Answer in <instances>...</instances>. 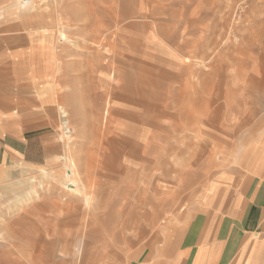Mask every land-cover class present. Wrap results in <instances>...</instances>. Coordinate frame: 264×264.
Here are the masks:
<instances>
[{
    "label": "rangeland",
    "instance_id": "1",
    "mask_svg": "<svg viewBox=\"0 0 264 264\" xmlns=\"http://www.w3.org/2000/svg\"><path fill=\"white\" fill-rule=\"evenodd\" d=\"M90 1L0 0V264H32L31 252L55 243L82 248L71 264H140L178 244L195 216L224 213L263 169L264 0H143L151 19L141 0ZM100 16L118 25L115 46L93 38ZM154 38L184 61L154 60L163 55ZM44 52L50 65L35 69ZM163 68L174 76L151 87ZM144 86L163 99L146 126L126 100ZM17 98V109L1 101ZM99 157L110 176L91 180L87 160Z\"/></svg>",
    "mask_w": 264,
    "mask_h": 264
},
{
    "label": "crops",
    "instance_id": "2",
    "mask_svg": "<svg viewBox=\"0 0 264 264\" xmlns=\"http://www.w3.org/2000/svg\"><path fill=\"white\" fill-rule=\"evenodd\" d=\"M256 160L261 173L246 178L229 209L195 216L178 244L140 264H264V163Z\"/></svg>",
    "mask_w": 264,
    "mask_h": 264
},
{
    "label": "bare ground",
    "instance_id": "3",
    "mask_svg": "<svg viewBox=\"0 0 264 264\" xmlns=\"http://www.w3.org/2000/svg\"><path fill=\"white\" fill-rule=\"evenodd\" d=\"M85 1V0H84ZM149 1V0H148ZM151 1H153V0H151ZM155 1V0H154ZM233 1V0H232ZM240 1H242V0H239V1H234V2H239L240 3ZM140 2V1H139ZM161 2H163V1H161ZM160 2V3H161ZM171 2H172V0H171ZM220 2V1H219ZM92 3V0L90 1V4ZM159 3V4H160ZM175 3V2H174ZM236 3V4H237ZM143 4H145L144 2H143V0H141V2H140V7L143 9V8H146V10L144 9L143 10V12H139L140 14H141V16L144 18H148L149 16H151L152 17V14L150 15V12H149V9L147 8V7H149V6H142ZM152 4V3H151ZM153 4H157V3H153ZM235 4V5H236ZM139 5V4H138ZM238 5V4H237ZM97 6H99V5H97ZM96 6V7H97ZM163 6H164V4H163ZM176 6V5H175ZM181 6V5H180ZM88 7H89V4H88ZM91 7H92V4H91ZM167 6H165V8H166ZM140 8V9H141ZM150 8H153V6L151 7V5H150ZM175 8V7H174ZM231 8H233V7H231ZM89 9H90V7H89ZM139 9V10H140ZM167 9V8H166ZM165 9V11L167 12V10ZM169 9V8H168ZM173 9V8H172ZM159 10H160V7H159ZM176 10H178L177 8L175 9V12L173 13L174 15L176 14V12H178V11H176ZM17 11V10H16ZM19 12H21L20 10H18ZM90 11H92V8L90 9ZM117 11V10H116ZM142 11V10H141ZM161 11H162V13H161ZM160 11V13L161 14H166V12L162 9ZM164 11V12H163ZM171 11H173V10H171ZM96 12H97V9H96ZM101 11H99V13H100ZM105 12V11H104ZM147 12H149V13H147ZM90 13V12H89ZM134 13H136V12H134ZM96 14H98V13H96ZM95 14V15H96ZM101 14V13H100ZM99 14V15H100ZM154 14V13H153ZM159 14V13H158ZM182 14H184V13H182ZM94 15V16H95ZM102 15V14H101ZM177 15V14H176ZM185 15V14H184ZM227 15V14H226ZM228 15H230V14H228ZM158 16V15H157ZM161 16V15H160ZM168 16H170V14L168 15ZM83 17V16H82ZM81 17V18H82ZM135 17V16H134ZM138 17V16H137ZM140 17V16H139ZM138 17V18H139ZM151 17H149V19H151ZM89 18V17H88ZM87 18V19H88ZM115 18V17H114ZM175 18H177V16L175 17ZM226 18V17H225ZM83 19V18H82ZM92 19V18H91ZM90 19V20H91ZM94 19H96V18H93V20L92 21H95ZM98 19V20H97ZM96 19V21H97V25H96V27H94L93 28V26H92V28L93 29H91V30H93V38L94 39H97L98 41H97V43H99V45H101V46H103V44H110V45H112V46H115V30H112V25L110 26L109 24H111L110 23V21H108V20H106V19H104V18H102V16H100V17H98ZM170 19H172V18H170ZM170 19H168V20H170ZM32 20V19H31ZM79 20H80V18H79ZM90 20H88L89 22H90ZM181 20V19H180ZM184 20V19H183ZM34 21H39V20H37V19H34L33 20V22ZM41 21V23H43V21L42 20H40ZM78 21V20H77ZM115 21V20H114ZM113 21V22H114ZM186 21V20H185ZM184 21V22H185ZM23 22V21H22ZM76 22V21H75ZM79 22V21H78ZM82 22V21H81ZM86 22V21H85ZM89 22H88V24H89ZM180 22V21H179ZM178 22V23H179ZM225 22V21H224ZM92 23V22H91ZM90 23V24H91ZM94 23V22H93ZM115 23V22H114ZM116 23H117V20H116ZM144 23V22H143ZM178 23H176V25L178 24ZM159 24H162V23H158L157 25V28L159 27ZM165 24V23H164ZM167 24H169V23H167ZM187 24V23H186ZM19 25V24H18ZM78 25V24H77ZM117 25V24H116ZM116 25H113V26H116ZM163 25V24H162ZM82 27H83V29H82V31L84 32L85 30H87L86 29V27L87 26H85V25H81ZM118 26V25H117ZM153 26V25H152ZM185 27H182V29H185V28H187L186 27V25H184ZM212 26H213V24H212ZM80 27V26H79ZM81 27V28H82ZM89 27V26H88ZM161 27V26H160ZM179 28V27H178ZM80 29V28H79ZM188 29V28H187ZM162 30V29H161ZM179 30V29H178ZM191 30V29H190ZM90 31V30H89ZM88 31V32H89ZM175 31V30H174ZM179 31H183V30H179ZM161 32V31H160ZM183 32H185V31H183ZM190 32V31H189ZM86 33V32H85ZM155 33V32H154ZM158 33V32H157ZM172 33H174V32H172ZM180 33V36H181V32H179ZM188 33V32H187ZM117 34V33H116ZM178 34V33H177ZM182 34H184V33H182ZM173 35V34H172ZM172 35H170V37L169 38H171L172 39ZM80 36V35H79ZM179 36V37H180ZM229 36V35H228ZM90 37V36H89ZM184 37V36H183ZM161 38V37H160ZM173 38H175V34H174V37ZM181 38V37H180ZM202 38V37H201ZM85 39V38H84ZM185 39V38H184ZM203 39V38H202ZM204 39H205V37H204ZM139 40V39H138ZM201 40V39H200ZM114 41V42H113ZM173 41V40H172ZM178 41H179V38H178ZM181 41V40H180ZM182 41H184L183 40V38H182ZM153 42L155 43V44H157V43H160V40L158 39V38H154V40H153ZM171 44H174V47H175V43L174 42H171V40L169 41ZM175 42H177V41H175ZM186 42H187V39H186ZM201 42V41H200ZM239 42V41H238ZM92 43V42H91ZM153 43V44H154ZM178 43V42H177ZM180 43V42H179ZM209 43V42H208ZM237 44V43H236ZM188 45H190V44H188ZM188 45L186 46V47H188ZM227 45V44H226ZM160 46H161V48L163 49V55H162V58L160 57V56H158V55H154L153 56V59L154 60H158V59H160V60H163L166 64H167V67H171V63H172V60H175V61H178V62H183L184 61V59H178L177 58V56L169 49V48H167L166 46H162L161 45V43H160ZM183 46H184V44H183ZM183 46H181V47H183ZM191 46V45H190ZM203 46H204V44H203ZM176 47L178 48H176V49H174V50H182L181 48H180V46L179 45H176ZM185 46H184V48H186ZM197 47V46H196ZM139 48V47H138ZM183 48V49H184ZM190 48H192L193 49V47H190ZM201 48V47H200ZM203 48V47H202ZM201 48V49H202ZM213 48V47H212ZM188 49V48H187ZM195 49V48H194ZM193 49V50H194ZM199 49V48H198ZM186 50V49H185ZM191 50V49H190ZM192 50V51H193ZM213 50H214V48H213ZM251 50V49H250ZM183 51V50H182ZM189 51V50H188ZM187 51V52H188ZM200 51V50H199ZM198 51V52H199ZM205 51H206V49H205ZM178 52H180V51H178ZM184 52V51H183ZM182 52V53H183ZM196 52H197V49H196ZM209 52V51H208ZM185 53V52H184ZM184 53H183V55H184ZM194 53V52H193ZM210 53H212V51H210ZM45 54H46V52H44V54L43 53H40V54H33V57L35 56L36 58L37 57H39L40 58V56L42 57V56H45ZM186 54V53H185ZM196 54V53H195ZM195 54H194V57H196L195 56ZM208 54V53H207ZM206 54V55H207ZM38 55V56H37ZM211 55V54H210ZM1 56V55H0ZM53 56L56 58V59H58L59 58V54L55 51H53ZM103 56V55H102ZM193 56V55H192ZM212 56V55H211ZM123 57V56H122ZM208 57V56H207ZM184 58H188V56L187 57H185L184 56ZM201 59V58H200ZM202 59H204L205 61L208 59L209 60V58H206L205 59V55H204V57L202 58ZM187 60V59H186ZM195 61H196V58L194 59ZM207 60V61H208ZM1 61V60H0ZM14 62H16V61H14ZM14 62H12V63H14ZM50 62H51V58H49V57H47V58H40L38 61H37V63H35L36 64V66H34V68L36 69V68H38V69H44L45 67L47 68L49 65H50ZM200 62V61H199ZM201 62H202V60H201ZM16 63H18V62H16ZM94 63V62H93ZM97 63V62H96ZM105 63V62H104ZM194 63V62H193ZM197 63V62H196ZM203 63V62H202ZM205 63V62H204ZM203 63V64H204ZM207 63V62H206ZM1 64V63H0ZM199 64V63H198ZM146 65V64H145ZM154 65V64H153ZM190 65V64H189ZM205 65V64H204ZM157 66V65H156ZM156 66L155 67H150L151 69L152 68H154V69H152L153 71H155V68H156ZM57 67V66H56ZM144 67H148V66H144ZM158 67V66H157ZM57 69V68H56ZM147 69V68H146ZM166 69H168V68H163V70H157V76H156V81L155 82H153V86H151V87H155L154 85H156L157 83L158 84H160V82L161 81H165L166 79H168V78H170V77H172V76H174V74H172V73H170V72H168V70H166ZM17 70H18V68H17ZM13 72H15L14 70H12ZM17 72V71H16ZM150 72H151V70H150ZM5 73H9L8 71H5ZM189 73V72H188ZM148 74V73H147ZM151 74V73H150ZM153 75V74H152ZM191 75V74H190ZM160 77L162 78V80H160ZM173 79V78H172ZM141 80V79H140ZM249 82V81H248ZM258 83V82H257ZM162 84V83H161ZM152 85V84H151ZM164 85H165V83H164ZM148 86H144L143 88L141 87V88H139V89H137L136 90V93L133 95L132 94V96L131 95H129V97L130 98H128V97H126L127 99V102H131V103H133L137 108H138V110H141V111H144V117H140V118H142V119H140V121L141 122H143V124H145V126L146 125H153V124H155L156 123V119L158 118V117H160V115L162 114V112H161V104H162V101H163V99L161 98H159V95H158V93L160 92H156V93H154V92H150V94L149 93H145L147 90H148ZM158 88V87H157ZM156 88V89H157ZM151 89V88H150ZM149 89V90H150ZM153 89V88H152ZM145 91V92H144ZM57 97H59V96H57ZM171 98V100H172V97H170ZM22 100V98H17V99H15V100H8V99H3V100H1V101H8V102H10L11 104H12V107L13 108H18V105H19V101H21ZM24 100V99H23ZM125 100V99H124ZM170 100V101H171ZM174 100V99H173ZM172 100V101H173ZM170 101H168V104L170 103ZM126 102V103H127ZM232 102V101H231ZM58 104V103H57ZM167 104V103H166ZM209 104V103H208ZM225 104V103H224ZM228 104V103H227ZM211 105V104H210ZM214 105V104H213ZM5 106V104H3V105H1L0 106V112L1 113H3V111L2 110H4V109H6V107H4ZM3 107H4V109H3ZM163 107V106H162ZM219 107V106H218ZM59 108V107H58ZM57 108V109H58ZM61 108V107H60ZM63 108V107H62ZM222 108V107H221ZM107 110V109H106ZM162 110H164V109H162ZM230 110V109H229ZM60 111V110H59ZM63 112H66V111H64L63 110ZM133 112V111H132ZM176 113H177V111H176ZM106 114V113H105ZM142 114V113H141ZM209 114V113H208ZM167 115H168V113H167ZM170 115V114H169ZM224 115H226V114H224ZM64 116V115H63ZM62 116V117H63ZM123 116H125V117H127V118H131V119H134V118H136V116H139V114H132L131 113V111L129 112V113H127V114H125V115H123ZM141 116V115H140ZM171 116V115H170ZM173 116V115H172ZM171 116V117H172ZM176 115H174V117H175ZM211 117H213V116H211ZM221 117V116H220ZM65 119V123H69V120H68V118H64ZM214 119V118H213ZM238 119V118H237ZM226 120V119H225ZM239 120V119H238ZM140 122V123H141ZM154 122V123H153ZM11 123V122H10ZM225 123V122H224ZM9 124V123H8ZM7 124V125H8ZM118 124V127H122V125H123V121H120L119 120V122L117 123ZM161 125V124H160ZM163 126V125H162ZM187 126V125H186ZM239 126V125H238ZM21 128V127H20ZM9 129V128H8ZM9 130H11V127H10V129ZM152 131V130H151ZM179 131V130H178ZM159 132V131H158ZM152 133H154L153 131H152ZM132 134H135V133H133V132H131V131H127L126 132V134H125V136H123L122 135V137H124V139L127 141L128 140V143L130 144L131 142H130V140H132L134 137H129L128 135H132ZM145 134H146V132H145ZM238 135V134H237ZM135 137H136V139L137 140H139V141H143L144 140V136H143V128H140V130H138V133H136L135 135H134ZM118 137H119V135H118ZM122 137H120V138H122ZM117 139V138H116ZM123 139V142L125 141ZM204 139V138H203ZM203 141V140H202ZM116 142V141H115ZM135 142V141H134ZM145 142V141H144ZM138 143V142H137ZM136 143V144H137ZM132 144H133V142H132ZM201 145V144H200ZM217 145V144H216ZM227 145V144H226ZM125 146V145H124ZM138 146V145H137ZM129 147V146H128ZM132 148V147H131ZM118 149V148H117ZM124 149V148H123ZM202 149V148H201ZM216 149V148H215ZM256 149V148H255ZM119 151L120 150H122V149H118ZM125 152V151H124ZM123 152V153H124ZM128 152V151H127ZM112 153V152H111ZM122 153V152H121ZM120 153V154H121ZM71 155H68V156H66V158L68 159V162H69V164H68V169L63 173V176H64V182L65 183H67L66 181H70L71 180V178H72V175H73V170H74V163H73V158H72V153H70ZM113 154V153H112ZM253 154H254V152H253ZM123 155V154H122ZM130 155V154H129ZM128 155V156H129ZM89 156V155H88ZM253 156V155H252ZM251 156V157H252ZM74 157V156H73ZM90 157V156H89ZM106 158V157H105ZM105 158L104 159H102V158H100L99 157V159L97 158L96 160H95V162L96 163H94L92 166L91 165H89V163H90V161H91V163H92V158L91 159H88L87 160V170L89 171V178L91 179L92 177H95V175H98L97 174V172H100L102 175H104V178H106L107 176H110L109 175V173H110V166H108V164H107V162L105 161ZM108 158V157H107ZM66 159V160H67ZM212 160V159H211ZM251 160V159H250ZM161 161V160H160ZM111 162V161H110ZM115 162H116V160H115ZM159 163V162H158ZM111 164V163H110ZM158 166H159V164H158ZM121 167V166H120ZM215 167V166H214ZM125 168H126V166H125ZM161 167H158L157 168V170H159ZM109 171V172H108ZM75 173V172H74ZM107 173H108V175H107ZM116 173H117V168H116V166H115V175H116ZM192 174V173H191ZM118 175V174H117ZM196 176H197V174H196ZM118 178V177H117ZM92 180V179H91ZM107 180V179H106ZM204 181V180H203ZM158 189H160L159 188V185L157 186V188H156V190H158ZM158 193H159V191H157ZM143 203V202H142ZM159 204V203H158ZM97 206V205H96ZM158 206V205H157ZM66 207V206H65ZM143 207V206H142ZM140 208V207H139ZM144 208V207H143ZM142 208V209H143ZM151 208V207H150ZM90 208H88V211H91V210H89ZM66 212V211H65ZM149 213H146V212H144L143 214H142V212L141 213H139V216H143L145 219H146V217H147V215H148ZM65 215V214H64ZM68 216V215H67ZM128 217V216H127ZM66 218V217H65ZM134 221H135V218H134ZM137 222H138V218H137V220H136ZM136 222V223H137ZM85 223V222H84ZM121 223V222H120ZM127 223V222H126ZM136 223H133V224H136ZM89 225H90V223H89ZM121 225V224H120ZM132 225V224H131ZM72 227V226H71ZM64 228V227H63ZM121 229V228H120ZM85 230V229H84ZM132 231V230H131ZM85 232V231H84ZM83 233V232H82ZM84 234V233H83ZM133 234H134V232H133ZM75 239V238H74ZM85 239V238H84ZM126 240V239H125ZM83 244H86V243H83ZM51 245V244H50ZM52 245H53V247H52ZM51 246H49L47 249H36L34 252H31V253H33V255L32 256H34L33 257V262H32V264H71L70 262H69V260H71V259H73L74 257H75V255H77L78 254V252H81V255H82V253H83V251H82V248H81V250H79V248L78 247H75V245L74 244H71V243H67V244H64V245H62V244H57V243H55V244H52ZM127 247V246H126ZM28 250H29V248H28ZM84 250V249H83ZM107 251V250H106ZM30 252V251H29ZM108 252V251H107ZM30 253V254H31ZM29 254V253H28ZM111 255V254H110ZM172 255V254H171ZM31 256V257H32ZM171 257V256H170ZM107 261V260H106Z\"/></svg>",
    "mask_w": 264,
    "mask_h": 264
}]
</instances>
